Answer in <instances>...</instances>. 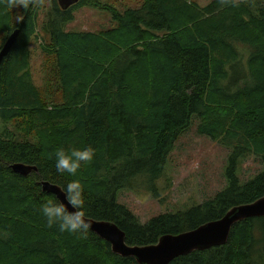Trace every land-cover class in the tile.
Listing matches in <instances>:
<instances>
[{
	"label": "trees",
	"instance_id": "trees-1",
	"mask_svg": "<svg viewBox=\"0 0 264 264\" xmlns=\"http://www.w3.org/2000/svg\"><path fill=\"white\" fill-rule=\"evenodd\" d=\"M53 3L39 29L36 1L12 9L0 0V50L19 29L0 64V264H139L90 228L48 227L41 208L58 197L43 180L62 188L79 180L86 217L115 222L131 245L157 243L264 196V168L244 183L238 176L251 155L264 165V0H142L124 12L99 0L67 10ZM86 5L109 9L115 25L65 30ZM43 34V67L55 74L56 90L35 84L32 72L31 44ZM194 118L199 134L230 147L228 183L213 198L143 224L118 193L144 181L155 192ZM86 147L94 159L76 176L57 172V151ZM17 162L37 170L16 173ZM228 239L169 264H264V216L235 223Z\"/></svg>",
	"mask_w": 264,
	"mask_h": 264
},
{
	"label": "rangeland",
	"instance_id": "rangeland-1",
	"mask_svg": "<svg viewBox=\"0 0 264 264\" xmlns=\"http://www.w3.org/2000/svg\"><path fill=\"white\" fill-rule=\"evenodd\" d=\"M34 1L39 7L40 17L38 21L39 29H41L44 21L54 10V3L53 0ZM99 1L110 7H115L121 12L127 8H136L142 5V0ZM191 1L202 5L211 2V0ZM17 15L20 14L16 13ZM114 25V18L109 9L86 5L75 9L74 19L65 23L64 28L67 31L100 32V30L112 28ZM43 42H45L44 34L34 38L31 44L32 72L34 73L35 84L41 88L53 87L56 90L55 74H46L43 67L41 47ZM197 123L198 119L194 118L189 129L177 140L165 166V173L157 182L155 192L147 190V182L145 183V181L133 189L119 191L118 201L128 206L143 224L160 213L177 212L194 207L208 198H213L227 185L226 167L231 149L222 141H215L207 135L199 134L196 127ZM10 128L13 130L12 126ZM4 129V123H1L0 120V134L3 133ZM241 163L238 176H240L242 183L264 168L261 158L257 155H251ZM262 233L263 230L259 229L258 236H261Z\"/></svg>",
	"mask_w": 264,
	"mask_h": 264
},
{
	"label": "water",
	"instance_id": "water-1",
	"mask_svg": "<svg viewBox=\"0 0 264 264\" xmlns=\"http://www.w3.org/2000/svg\"><path fill=\"white\" fill-rule=\"evenodd\" d=\"M80 0H58L59 6L64 10L69 9L73 4ZM19 29H15L9 38L2 45L0 50V64L2 59L7 56L14 42L18 37ZM16 173L29 175L31 171L36 170L34 165H27L22 162L12 165ZM43 189L53 193L58 199L67 205L65 195L61 192V186L51 184L49 181L42 182ZM69 211H75L68 205ZM264 215V197L256 202H249L234 206L227 215L221 220L210 221L199 225L194 230L185 231L181 234H166L159 238L157 244H146L130 247L126 243V233L119 226L111 221H99L86 217L90 228L97 232L102 239L110 241L114 253L123 256L135 257L139 264H169L178 256L191 253L197 250L209 249L214 246H222L229 241V235L233 223L238 220L246 219L249 216Z\"/></svg>",
	"mask_w": 264,
	"mask_h": 264
},
{
	"label": "clouds",
	"instance_id": "clouds-1",
	"mask_svg": "<svg viewBox=\"0 0 264 264\" xmlns=\"http://www.w3.org/2000/svg\"><path fill=\"white\" fill-rule=\"evenodd\" d=\"M29 0H7L8 8H27ZM24 18L21 15L16 16L15 22H20ZM94 159V149L86 147L84 149H73L71 152H65L63 149L56 152L55 167L57 172L76 176L82 164L91 162ZM64 193L67 205L58 198L49 199L41 208V214L46 218L48 227L54 225L61 232L71 234H85L90 228V224L85 214V196L84 186L79 180H73L60 189ZM70 205L75 211H69Z\"/></svg>",
	"mask_w": 264,
	"mask_h": 264
},
{
	"label": "bare ground",
	"instance_id": "bare-ground-1",
	"mask_svg": "<svg viewBox=\"0 0 264 264\" xmlns=\"http://www.w3.org/2000/svg\"><path fill=\"white\" fill-rule=\"evenodd\" d=\"M23 163V162H22ZM15 164H17V163H15ZM25 164V163H24ZM28 165V164H27ZM36 167V166H35ZM13 169V168H12ZM36 170H37V167H36ZM32 172V171H31ZM19 173V172H18ZM22 174V173H21ZM51 183V182H50ZM51 184H53V183H51ZM56 185V184H55ZM264 197V196H263ZM262 198V197H261ZM260 199V198H259ZM258 200V199H257ZM256 202V201H255ZM253 203V202H252ZM239 205H241V204H239ZM234 206H237V205H234ZM233 206V207H234ZM233 207L231 208V209H233ZM231 209H229L226 213H225V215L224 216H222V217H220V219H216V220H221V218H223V217H225L226 215H227V213L231 210ZM258 216H264V215H258ZM258 216H249V217H258ZM249 217H246V218H249ZM90 219H92V218H90ZM94 220V219H93ZM95 220H98V219H95ZM216 220H210V221H216ZM242 220H244V219H242ZM99 221H106V220H99ZM210 221H208V222H210ZM239 221H241V220H238V221H236L235 223H237V222H239ZM208 222H206V223H208ZM206 223H203V224H206ZM235 223H233V225L235 224ZM200 225H202V224H200ZM233 225L231 226L232 228H233ZM198 227V226H197ZM91 229V228H90ZM196 229V228H195ZM191 230H194V229H191ZM232 230V229H231ZM92 231V230H91ZM185 231H190V230H185ZM185 231H183V232H185ZM182 232V233H183ZM97 233V232H96ZM231 233V232H230ZM98 234V233H97ZM172 234H174V233H172ZM178 234H181V233H178ZM99 235V234H98ZM164 235H166V234H164ZM100 236V235H99ZM163 236V235H162ZM161 237V236H160ZM159 237V238H160ZM126 240V239H125ZM159 241V240H158ZM157 241V243H159ZM107 242H109L110 244H111V242L108 240ZM127 243V242H126ZM157 243H154V244H157ZM130 247H134V246H140L139 244H134V245H131V244H129V243H127ZM223 245V244H222ZM111 246H112V244H111ZM205 250V249H204ZM194 252V251H193ZM115 254H117V253H115ZM117 255H119V254H117ZM119 256H121V255H119ZM123 256V255H122ZM181 256H183V255H181ZM125 257H131V256H125ZM179 257V256H178ZM177 258V257H176ZM175 259V258H174Z\"/></svg>",
	"mask_w": 264,
	"mask_h": 264
}]
</instances>
